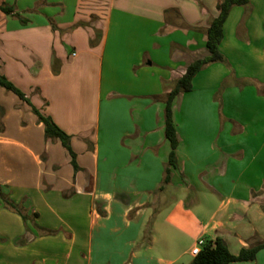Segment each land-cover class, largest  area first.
Listing matches in <instances>:
<instances>
[{
    "label": "crops",
    "instance_id": "0c3cea01",
    "mask_svg": "<svg viewBox=\"0 0 264 264\" xmlns=\"http://www.w3.org/2000/svg\"><path fill=\"white\" fill-rule=\"evenodd\" d=\"M219 0H0V73L71 135L46 136L0 85V264H189L201 235L238 255L264 240V0L232 8L227 62L201 70ZM75 53V54H74ZM150 230V231H149ZM149 236V239L147 238ZM228 264H264L256 259Z\"/></svg>",
    "mask_w": 264,
    "mask_h": 264
},
{
    "label": "trees",
    "instance_id": "16d2710c",
    "mask_svg": "<svg viewBox=\"0 0 264 264\" xmlns=\"http://www.w3.org/2000/svg\"><path fill=\"white\" fill-rule=\"evenodd\" d=\"M251 1L252 0H219V13L217 16L211 18L210 25L206 31V46L209 49L210 54L204 58H199L191 62L188 65L186 72L170 84L171 89L166 93L164 99L166 104L165 134L170 141L172 149L170 152L169 164L166 167L165 179L161 188L170 182L172 167H177L178 165L177 149L179 147V136L173 110L174 101L181 93L193 89V80L201 70L215 62H227L225 55L220 49V45L224 38L225 22L234 6L249 5ZM0 9L6 13L15 14L20 17L24 23L26 22L19 13L14 12L15 10L12 6L2 5L0 6ZM0 85L9 91H13L31 104L33 111L38 115L39 120L45 124L46 136L48 138L60 140L73 156V163L77 166L76 154L71 145V135L61 128L52 116L45 115L40 109L33 105L30 99L27 98L26 93L2 73H0ZM0 197L5 201L8 207L22 214L21 207L3 191L1 186ZM147 238L149 239V236ZM263 248L264 240L250 247H244L238 255H235L230 251L226 241L218 236L215 240L207 239V243L202 251L195 256L189 264H228L234 261L254 260L256 259L258 252Z\"/></svg>",
    "mask_w": 264,
    "mask_h": 264
},
{
    "label": "built area",
    "instance_id": "2783aa9c",
    "mask_svg": "<svg viewBox=\"0 0 264 264\" xmlns=\"http://www.w3.org/2000/svg\"><path fill=\"white\" fill-rule=\"evenodd\" d=\"M75 54V53H74ZM207 243V238L205 235H201L198 240L196 241V243L194 244V246L191 248L190 253L195 257L197 256L202 249L204 248V246Z\"/></svg>",
    "mask_w": 264,
    "mask_h": 264
}]
</instances>
